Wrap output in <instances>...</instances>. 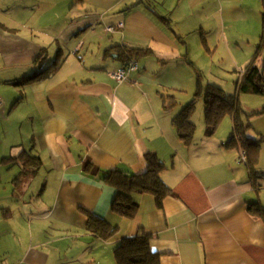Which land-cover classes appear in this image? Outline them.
<instances>
[{
	"label": "crops",
	"instance_id": "obj_1",
	"mask_svg": "<svg viewBox=\"0 0 264 264\" xmlns=\"http://www.w3.org/2000/svg\"><path fill=\"white\" fill-rule=\"evenodd\" d=\"M148 1L0 0V120L16 135L0 140V264H116L117 245L141 230L152 235L160 264H264V102L244 115L247 135L259 141L251 165L242 145L229 148L230 140L221 139L233 133L231 117L213 136L204 129L197 137L195 125L185 145L173 117L185 107L174 113L177 94L197 85L190 32ZM176 1L182 19L196 10L209 19L213 4L224 24L244 8L241 0ZM27 5L26 20L6 14ZM90 33L109 37L97 38L92 66L78 41ZM125 46L154 55L138 59V69L120 83L112 75L125 67L117 48ZM55 52L56 61L46 58ZM6 68L12 71L4 77ZM163 95L176 104L169 111ZM149 153L168 167L162 179L171 193L161 210L155 197H137L138 216L120 219L112 212L117 189L85 165L141 175ZM26 156L41 159L36 173L24 171ZM90 215L117 224L118 234L104 241L90 233Z\"/></svg>",
	"mask_w": 264,
	"mask_h": 264
},
{
	"label": "trees",
	"instance_id": "obj_2",
	"mask_svg": "<svg viewBox=\"0 0 264 264\" xmlns=\"http://www.w3.org/2000/svg\"><path fill=\"white\" fill-rule=\"evenodd\" d=\"M84 2L85 0H74L73 6ZM262 23L263 30L260 43L258 44V50L253 60L246 69L243 70V74H240L238 80H236L235 86H237V91L235 95H227L225 91L218 90L212 85L205 87L206 85L202 82V75L196 71L199 89L194 99L185 106L178 115L173 117V125L176 127L179 138L185 145L191 144L196 132V126L190 119V114L194 111L198 98L203 97L206 107L205 121L206 125L209 127V135H215L223 120L227 117H231L234 122V129L227 146L229 148H236L242 145L248 155L249 165H251L253 158L250 155H253V153L257 151L259 141L247 135L249 126L245 123V112L242 110L239 97L243 94L264 96V1ZM117 48L120 49L118 58L121 59L125 67L129 66L131 62H136L141 57L154 55V52L148 49H135L127 46ZM262 53L263 65L257 66L255 60L258 59ZM44 56L43 54L40 55L39 62L44 60ZM46 74V71L42 72L29 78L27 81L38 79ZM16 84L20 85L21 83L17 82ZM163 98L166 101L164 103L165 110L169 111L176 105L167 104L173 97L163 95ZM256 114H261V112ZM25 158L26 160H24L23 164L24 171L27 173H36L41 167V159L31 156H26ZM5 160H9V158ZM147 162L148 169L141 175H134L123 170L101 171L92 164L85 165V170L87 172L99 173L101 178L108 185L117 189L118 194L112 207V212L116 217L134 220L140 211V204L137 202L136 198L143 195L155 197L158 208L160 210L163 209L164 200L171 193L170 188L162 179V174L168 170V167L154 153L148 154ZM87 229L90 233L98 236L104 241L112 239L119 232V226L117 224L112 225L107 220H102L92 215L88 217ZM151 242L152 235L144 230H141L132 238L122 240L115 249L116 264H160V255L152 251Z\"/></svg>",
	"mask_w": 264,
	"mask_h": 264
},
{
	"label": "rangeland",
	"instance_id": "obj_3",
	"mask_svg": "<svg viewBox=\"0 0 264 264\" xmlns=\"http://www.w3.org/2000/svg\"><path fill=\"white\" fill-rule=\"evenodd\" d=\"M243 3V10L239 15L232 21L227 20L224 24L219 21L216 7L211 4L210 8L207 9L209 19L205 17V14L196 10L194 14L189 11L186 12L187 16L185 18L180 17V11L178 2L176 0L166 1L155 0L161 7L169 11L172 15H175V28H184L190 32L189 37L186 41L188 42L187 53L189 56V61L193 64L195 70H197L202 75V82L205 87L212 85L218 90H223L227 95H235L237 91V86H235L236 80H238L240 74H243V70L250 64L253 60L256 51L258 50V44L260 43L263 23H262V11H263V1L264 0H241ZM74 3V0H73ZM149 4L150 1L147 0ZM27 6H21L20 9L15 12L9 11L6 13L9 17L12 14L17 13L20 19L26 20L31 11ZM7 8L4 10L6 11ZM191 11V10H190ZM5 15V14H4ZM206 18V19H205ZM189 20V21H187ZM204 20V21H203ZM210 22V23H209ZM204 25L205 30H201ZM183 35L182 32H179ZM97 36L104 40H109V37L97 33ZM91 33L88 34L87 38H80L78 41H84V50L81 52V57L85 61H88V66L96 64L98 59V50L96 48L97 38ZM240 46V47H238ZM88 48V49H87ZM2 54H0L1 57ZM53 58V61L57 60V53L54 55L48 54L46 58ZM67 54H65V57ZM63 58V56H62ZM46 61V60H45ZM92 61V62H91ZM5 63V57L3 59ZM85 65V63H83ZM257 66L263 65V53L258 59L255 60ZM191 65V64H190ZM86 66V65H85ZM87 67V66H86ZM7 70H1L2 75L5 77L7 73L12 70L6 68ZM197 85L193 87L188 95L179 93L177 94L178 106L174 110V113H178L181 110V104L185 106L189 104L195 97L198 91V79H196ZM5 89L0 85V91ZM240 105L242 110L246 114L252 113V111L262 106V101L264 102V96L262 95H251L243 94L239 97ZM171 101H169L170 103ZM13 107V103L9 106V111ZM17 115V112H14ZM205 115V101L203 97L198 98V102L194 111L192 113L191 120L195 122L198 126L196 136L198 137L200 131L206 130L210 133L209 127L204 121ZM231 121V118L228 117ZM10 126V123L5 120H0V139L3 142H12L16 135H12L11 129L6 131L5 127ZM228 125V124H227ZM21 128L20 124L15 125V129ZM227 127V126H223ZM223 127L219 129V132L223 133ZM197 128V127H196ZM208 133V136H209ZM231 130L229 132H224L222 134V140H230ZM39 183L37 182V185Z\"/></svg>",
	"mask_w": 264,
	"mask_h": 264
},
{
	"label": "built area",
	"instance_id": "obj_4",
	"mask_svg": "<svg viewBox=\"0 0 264 264\" xmlns=\"http://www.w3.org/2000/svg\"><path fill=\"white\" fill-rule=\"evenodd\" d=\"M119 27H123V24H120ZM109 32H113L115 30L114 27H109L108 28ZM138 69V63L137 62H131L129 66H126L119 70L117 73H114L112 75L113 79L116 80L117 82H124L128 80V75L130 72L136 71ZM2 105V100L0 98V107ZM242 159L245 161L246 156L243 155Z\"/></svg>",
	"mask_w": 264,
	"mask_h": 264
}]
</instances>
